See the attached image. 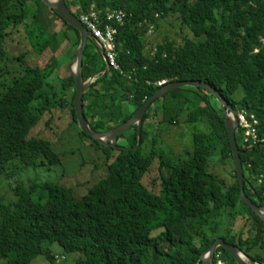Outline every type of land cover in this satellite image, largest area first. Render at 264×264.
Instances as JSON below:
<instances>
[{"label": "trees", "instance_id": "16d2710c", "mask_svg": "<svg viewBox=\"0 0 264 264\" xmlns=\"http://www.w3.org/2000/svg\"><path fill=\"white\" fill-rule=\"evenodd\" d=\"M65 1L72 13V5L84 14L95 3L101 15L106 9L126 14L124 25L117 26L119 71L102 74L105 62L91 42L84 52V81L96 76L82 96L89 128L105 131L127 122L159 83L205 82L238 113L246 112L250 124L251 116L256 120V141L239 127L236 139L244 152L245 194L264 211V0ZM169 18L179 23V38L168 36L149 49L148 32ZM57 19L68 46L64 54L73 59L79 32L53 9L41 0H0V177L12 175L14 162L22 167L60 163L49 141L29 136L53 107L68 111L69 122L76 124L72 75L54 77L61 67L54 56L44 68L38 64L48 49L53 52L59 32L49 27ZM19 27L38 59L36 66H29L24 54L10 58L7 53L6 42ZM11 60L20 64L19 75L7 70ZM54 79L64 93L72 88L70 102L52 90ZM182 120L193 128L191 147L176 155L158 143L164 129ZM225 120L213 95L183 87L149 107L140 145L137 126L119 136V147L102 145L80 131L104 151L107 174L80 196L71 186L47 181L27 189L18 185L15 197H0L1 263L32 264L44 257L57 264L51 247L58 244L62 253L77 254L76 264H203L201 256L223 239L264 264V221L240 199ZM126 134L128 144H121ZM215 161L232 163L230 179L218 177ZM156 164L149 187L143 179ZM37 192L38 200L33 198ZM215 254L214 263L237 264L224 248Z\"/></svg>", "mask_w": 264, "mask_h": 264}, {"label": "rangeland", "instance_id": "374dc122", "mask_svg": "<svg viewBox=\"0 0 264 264\" xmlns=\"http://www.w3.org/2000/svg\"><path fill=\"white\" fill-rule=\"evenodd\" d=\"M77 8L72 5L73 13H76L80 19L82 14L77 11ZM49 14V10L47 11L45 9V16L48 17ZM62 26L63 22L59 19L51 23L49 30L58 31L59 36L56 43H52L51 47L53 52L48 49L41 56L39 61L35 57V53L24 29L19 27L16 33L9 37L6 42V48L7 50H10L7 52L9 57L15 58L20 54H24L25 61L29 66H36L38 61L39 66L44 68L50 61V58L54 56L60 60L61 63L60 70L55 73L57 75L54 77H60V79H62V77L66 78L69 74L68 66L72 63L73 59L68 57L69 54H64L67 52L66 50L68 49V46L62 37ZM180 32L179 23L174 18H169L160 25L158 30L153 28L148 32L147 39L149 41V49L152 48L154 44L160 43L168 36L178 37ZM90 44L93 48L90 47V49L94 51L98 50L104 61L103 55L98 47L92 41ZM7 70H9L12 75H19L21 72L20 64L14 60L8 61ZM50 86L53 87L52 90L59 92V97L66 96L70 102L73 96L72 88L70 91L64 93V91H62L63 86L61 85V82L56 83V79L51 82ZM69 119L68 111L61 110L59 107H53L50 112L43 115L39 123L31 130L29 135L31 137L42 138L49 141L52 149L59 155L60 163L50 167L47 165L22 167L20 163L14 162L16 169L12 172V175H9V178L5 176L0 177V197L5 199L15 197L16 194L14 192L18 185L23 189H27L29 185H41L47 181L60 182L66 186H71L80 196L85 194L92 185L107 174V169L105 167L106 155L104 151L96 144H90L87 138L80 135L77 123H70ZM157 120H160V118ZM155 121L156 119L154 118L153 122ZM192 130L193 128L182 120L178 126L167 128L162 131V143H158V146L168 149L176 155H180L185 148L191 147L190 136ZM120 143L128 144L127 134L120 139ZM121 144L120 146H123ZM157 167L158 165L156 164L154 168H152V171L148 172L143 179L149 187H151V179L155 178L157 175ZM212 169L218 174V177L223 180H228L233 175L231 162L225 164L215 161ZM33 198L38 200L39 193H35ZM51 250L59 260L56 262L57 264H76L77 254L62 253L61 247L58 244L52 246ZM0 264L3 263L0 261ZM32 264L51 263L44 257H39L34 260Z\"/></svg>", "mask_w": 264, "mask_h": 264}, {"label": "water", "instance_id": "95a60500", "mask_svg": "<svg viewBox=\"0 0 264 264\" xmlns=\"http://www.w3.org/2000/svg\"><path fill=\"white\" fill-rule=\"evenodd\" d=\"M45 6L53 9L65 22L76 29L80 35V45L76 51V54L73 58L72 63L68 66V72L72 75L74 79L75 92L76 96L72 101L73 109L76 115V123L80 131L84 132L88 135L92 140L99 142L102 145L111 146V147H119L117 145V141L120 135L125 133L130 128L134 126L138 127V145H140V134L143 119L146 115L149 107L158 99L163 98L165 95L181 89L183 87H194V88H202L213 95L220 104L224 114H225V123L226 129L229 137V141L231 144L232 155L234 159V166L236 169L237 177L239 184L241 186L240 199L241 201L247 205L251 210L256 213L263 221H264V211L259 208L253 201L250 199L244 191L245 185V176H244V168L242 165L241 155H243V151H241L237 144L236 139V130L238 128V111L235 110L229 102L222 96L220 92L214 89L211 85L202 82V81H174L166 83L159 87L158 90L147 99L143 105L133 114L132 118L127 122L114 127L109 128L105 131H94L89 128L84 116L82 109V96H84L87 88L93 83V79L96 76L91 77L88 81H84L82 68H83V57L84 52L87 48L89 42H93L101 54L103 55L105 61V69L102 71V74L106 71H109V64L105 60L104 51L97 44L96 39L92 36L91 32L82 24L79 18H77L70 10L65 0H41ZM219 248L226 249L230 255L233 257L237 264H258L252 258L247 257L244 253H242L237 246L226 243L223 239H217L208 250L201 256L200 261L203 264H215L216 260V251Z\"/></svg>", "mask_w": 264, "mask_h": 264}, {"label": "built area", "instance_id": "2783aa9c", "mask_svg": "<svg viewBox=\"0 0 264 264\" xmlns=\"http://www.w3.org/2000/svg\"><path fill=\"white\" fill-rule=\"evenodd\" d=\"M126 14L122 10L106 9L105 14L97 9L96 4L93 3L87 13L82 14L80 21L91 32L96 39L97 44L104 51L105 60L109 64L110 70L119 71L120 67L117 61V41L118 27L124 25ZM153 29V28H152ZM151 29V30H152ZM95 79H93V82ZM165 82L159 83V86L164 85ZM253 121L249 122L246 112L238 113V127L244 130L246 138H251L256 141L257 135L254 126L257 125L254 116L250 117ZM216 264H226L223 261H218Z\"/></svg>", "mask_w": 264, "mask_h": 264}, {"label": "flooded vegetation", "instance_id": "af4514ba", "mask_svg": "<svg viewBox=\"0 0 264 264\" xmlns=\"http://www.w3.org/2000/svg\"><path fill=\"white\" fill-rule=\"evenodd\" d=\"M71 89H69V90H65V93L67 92V91H70Z\"/></svg>", "mask_w": 264, "mask_h": 264}, {"label": "clouds", "instance_id": "9594fccd", "mask_svg": "<svg viewBox=\"0 0 264 264\" xmlns=\"http://www.w3.org/2000/svg\"><path fill=\"white\" fill-rule=\"evenodd\" d=\"M216 264V263H215Z\"/></svg>", "mask_w": 264, "mask_h": 264}, {"label": "crops", "instance_id": "0c3cea01", "mask_svg": "<svg viewBox=\"0 0 264 264\" xmlns=\"http://www.w3.org/2000/svg\"><path fill=\"white\" fill-rule=\"evenodd\" d=\"M70 74V73H69Z\"/></svg>", "mask_w": 264, "mask_h": 264}]
</instances>
